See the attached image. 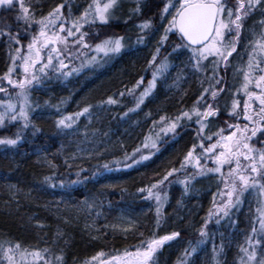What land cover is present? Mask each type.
I'll return each mask as SVG.
<instances>
[{
	"label": "trees",
	"instance_id": "16d2710c",
	"mask_svg": "<svg viewBox=\"0 0 264 264\" xmlns=\"http://www.w3.org/2000/svg\"><path fill=\"white\" fill-rule=\"evenodd\" d=\"M61 2L31 0L29 6L38 19ZM158 2L162 0H145L139 14L130 12L127 4H121L108 25L95 26L113 31L115 37L130 34V41L124 44L118 60L110 62L103 73L95 74L94 68L83 70L66 79L44 81L37 89L40 93L32 91V97L33 94L45 96L42 102L53 107L56 113L51 116L44 111L33 112L31 119L41 131L33 137L30 128L15 147H0V245L8 247V242L19 243L22 249L40 251L46 259L51 257L53 264H93L91 258L97 253L103 252L101 259L110 260L113 256H124L125 250L135 251L142 240L176 231L180 235L157 251L155 264H181V261L185 264H238L235 252L237 247L244 246L253 226L252 209L244 204L235 223L229 226L220 228L211 223L209 213L214 206L213 198L222 182L209 187L213 176L208 174L197 176L190 183H181L189 178L186 171L189 166L180 168L184 156L193 144L196 145L194 155L201 152L196 120L182 118L171 135L164 136L160 128L176 120L182 112H190L204 86L202 65L197 71L190 61L184 64L185 51L168 54L169 46H175L176 37L172 34L170 45L163 48L160 42L155 43L160 33L153 39L155 34L143 33V44L137 42L139 35L134 26L142 22L141 17H151L155 25L162 23ZM147 7L150 11L143 15ZM17 14L16 8L0 9V28L10 25L14 34L19 29L23 46L28 44L35 24L31 31H21V26H26L16 21ZM6 42V37H0V77L6 65L3 51ZM159 46L157 60L161 58L162 63L169 60L176 66L159 75L153 90L137 108L134 100L138 99L135 95L138 88H135L144 81L139 86L136 82L151 76L154 64L149 65L148 61ZM223 74L227 81V72ZM221 87H225L223 81ZM228 96L226 87L219 93L220 106L230 104L232 99L227 102ZM109 97L116 103L107 104ZM89 105V111L77 118L76 114ZM66 116L73 118L72 127L57 129L56 121ZM224 116L226 112L219 111V119ZM18 127L17 123H6L0 128V138H14ZM146 136L152 137L157 147L151 149L153 155L149 160L132 164L125 156L131 155L137 147L148 154L149 150L143 149ZM118 161H126V165L113 164ZM105 164L108 168L113 166L111 173H107ZM128 164L132 166L127 167ZM173 168L177 171L152 190L154 195L149 197L147 191H139L151 187ZM156 194L161 198L159 204ZM92 199L99 207L91 214L81 205ZM129 205L148 208L141 221L125 235L108 229L105 225L110 223L117 209ZM205 220L208 221L207 236L201 237L199 232ZM201 240L206 241V245L199 247ZM261 241L264 246V238ZM221 246V257L214 261L210 249L217 250ZM192 248L196 251L185 257V250L191 252ZM56 256H61L62 260L57 261Z\"/></svg>",
	"mask_w": 264,
	"mask_h": 264
},
{
	"label": "snow or ice",
	"instance_id": "6c2138e0",
	"mask_svg": "<svg viewBox=\"0 0 264 264\" xmlns=\"http://www.w3.org/2000/svg\"><path fill=\"white\" fill-rule=\"evenodd\" d=\"M17 4L19 5V13L15 19L26 26L24 31L31 30L33 24L37 26V29L27 44L26 52L22 51V47L15 48L16 54L11 56L12 66L0 77V80L6 81L12 89L16 90L14 93H10L8 88L0 85V93H4L6 96V99L0 100V127L6 126V122L19 125L14 138H0V145L8 147H15L20 143L25 130L31 128L33 137L41 131L31 119L32 113L39 107L38 104L34 106L29 99L30 90L34 85H41L44 78L58 79L63 77L66 79L72 73H79L83 68L96 63L101 58H111L119 54L124 47V37L122 36L106 37L93 46L86 39L89 32L84 30L86 26L108 25L119 6V0H90V3L75 19H72L71 9H69L67 16L62 12L65 7L64 4H57L39 19L31 12L30 7L26 6L25 0H0V9H15ZM261 5H264V0H235L234 4H231L229 0H162V7L159 8V19L161 22L167 20V24L163 26L160 44L162 45L169 40L170 33L173 34L176 37L173 51L183 48L191 52L197 71H200L202 61L209 60L211 57L209 62L213 65L212 79H215L218 85L222 81L225 84V87L205 89L197 103L204 100L206 92L210 91L211 97L215 100L219 93L225 91L227 86L225 76L221 75L219 69L223 66L226 71L231 64L229 58L238 51V44L243 40L245 19ZM133 11L136 14L141 13L142 0H136ZM130 18L131 16H129ZM153 23V19L149 18L138 24L137 28L140 32H145L153 27ZM260 23L264 25V20H261ZM95 34L97 37L99 36V29L96 30ZM0 37H6L10 44L19 45L21 43L19 29L14 34L10 25L6 28H0ZM69 38H73L71 41L73 47L78 46L95 53L90 57L86 56L79 67L70 68L69 63L65 62L66 60L70 62L72 59L71 55H67L71 52ZM143 39V36H138L137 42L142 43ZM245 51L247 54L246 66L237 69L243 75L242 83L237 92L242 93L245 99L241 102L234 95L231 109L228 111V116L233 118L235 122L226 121L227 128L221 127L216 132L206 134L207 124L205 121H209L210 117H216L219 109L212 104H208L203 111L194 108L193 113L197 117L196 122L199 125L197 137L201 141L199 145L201 152L194 155L196 145L193 144V147L189 149L180 163L181 169L188 166L195 169L192 176L181 181V183H190L197 176H204L208 173L217 174L218 180L223 183V189H218V191L221 197L226 196L227 199H221L217 203L214 195L215 212L210 211L209 213L210 217H217L216 223L230 216L232 209L243 202L245 193L258 189L259 197L264 198V183H261L264 181V32L258 38L249 41ZM159 52L160 47H157L156 53L148 61L149 65L154 64ZM241 59H243V55H241ZM17 67L22 70V76L13 79L14 70ZM166 67L165 63L156 66L153 79L149 81V87L138 98L137 108L155 86L154 82L157 75L162 73ZM53 73L56 74L55 77L52 76ZM136 83L139 86L142 79ZM132 91L129 89V92ZM106 103L111 105L116 101L109 97ZM241 103L242 110H240ZM90 107V105L84 107L82 112L76 114V117L87 113ZM193 113L182 112L180 116L176 117V120L162 128L161 131L165 135L169 132L175 133L179 126L178 121L182 118L191 120ZM163 119L162 117L161 120ZM73 123V118L66 116L56 121V127L63 130L71 128ZM204 140L209 143L205 145ZM256 145H260V147ZM156 147V141L152 137L146 136L143 149L149 150L148 154L137 147L131 155L126 154L125 159L131 160L132 164H140L151 158L153 155L151 149ZM137 154H139L138 158ZM209 161L214 165L213 167L206 166ZM132 164H128L127 167H131ZM225 166H227L226 172L223 170ZM104 167L108 168V165L105 164ZM176 171L175 168L169 170L162 179L153 183L151 187L141 188L139 191H147L151 197L154 195L152 190L163 184ZM45 179L48 180L49 178L46 177ZM76 182L73 181V183ZM155 198L159 204L160 196L156 194ZM258 212L259 229L253 222L251 235L246 236L247 246H239V264H264V260L257 259L256 250L257 246L262 243L257 233L264 235V200L260 201ZM159 214L160 208L158 207L157 216ZM207 223L208 221L205 220V225L200 229L199 235L201 237L207 236L205 231ZM157 224H159V220ZM179 235V232L174 231L159 238L153 236L149 240H142L134 252L125 250L124 256H113L110 260L101 259L104 257V253L100 252L91 260H99L100 264H113V262L116 264H155L157 251L166 242L176 239ZM199 243H204V240L199 241ZM8 244V247L0 245V256L7 261V264H28L27 257H31L36 262L43 260L44 264H50L40 251L29 252L22 249L19 243L12 245L11 242H8ZM222 248L223 246H221V250ZM213 250L215 252V247ZM195 251V248H192L191 252L185 250V257L192 255ZM55 259L61 261L62 257L56 256ZM181 264H185V261H181Z\"/></svg>",
	"mask_w": 264,
	"mask_h": 264
},
{
	"label": "rangeland",
	"instance_id": "374dc122",
	"mask_svg": "<svg viewBox=\"0 0 264 264\" xmlns=\"http://www.w3.org/2000/svg\"><path fill=\"white\" fill-rule=\"evenodd\" d=\"M30 1L31 0H25L26 6L30 5ZM144 2H145V0H142V5L144 4ZM229 2L231 4H234L235 0H229ZM88 3H90L89 0H62L61 4L65 5V7L62 9V12L65 14V16H67L69 9H71L72 19H75L76 17H78L81 14V12L87 6ZM124 3L127 4L131 8L129 10L130 12L135 9L136 0H119V6L121 4H124ZM158 4H159V6L162 7V2H158ZM16 11L19 13V5L18 4L16 6ZM115 11H116L115 13L117 14V9ZM148 11H150V8L149 7L145 8L143 15L146 14V12H148ZM113 17H115V14H114ZM149 18H151V17H141V20L143 22L144 20H147ZM261 20H264V5H261L260 7L255 9L249 15V17H247L245 19L244 26H243V40L238 44V51L236 53H233V57L229 58L230 61L231 60L232 61H231V64L229 65V67L227 68L226 71L223 68V66H221V68L219 69L221 75H225L223 73L227 72V81L226 82H227L228 86H226V87H227V90H228V95H230V96L227 97V102L229 101V99H233L234 95H235V98H237L241 102L243 101V99H245V97L243 96L242 93L237 92V89L240 87V85L242 83V79H243L242 72L237 71V69L246 66V62H247V54H246V51H245L246 45L249 43V41H252V40L258 38L259 35L262 32H264V25H261V23H260ZM137 21L138 20H136V22ZM138 24H140V23H138ZM166 24H167V20L163 21L162 23H157L156 25L154 24L152 28H150L149 30H146L145 32H140V30L136 26H134V27H135V30L137 31L139 36H143L144 35L143 33H150V34H148V36L151 35V34H155L153 37H151V39H153L159 33H160L159 36H161L163 34V26L166 25ZM157 25L161 26V27L158 28V27H156ZM96 26H98V25H96ZM21 28H22L21 31H23L24 27L21 26ZM36 29H37V26L35 25V27H33V30L35 31ZM84 30L89 32V36L86 37V39L93 46L96 43H99L101 39H104L106 37H115L114 35L116 34L113 31H106V30L103 31V30L99 29V36L97 37L96 34H95L96 30H97V27H95V26L94 27L86 26V28ZM34 31H33V33H34ZM33 33H31L29 35V37L27 39L28 42L31 40V37H32ZM170 34H169V36H170ZM62 35H65V34L62 33ZM72 39L73 38H69V48L71 49V52L67 54V55H71L72 59H71L70 62L68 60H66L65 62L69 63V65H74L75 67H79L81 61L84 60L86 58V56L90 57V54L92 56L95 53L91 52L88 49H81L78 46L73 47V45L71 43ZM170 40L171 39H169L168 41H165L162 45L160 44V46L162 48L166 44H168V46H169L170 44L168 42ZM129 41H130V34H127L124 37L123 44L126 45V43H128ZM159 42H160V37L156 40V42H155L156 45L159 44ZM140 44H143V43H140ZM134 46H135V44H134ZM0 47H1V45H0ZM16 47H22V51L23 52L27 51V44L22 46L21 43L18 45V44H15V43L10 44L9 42H6L5 47H3L4 50L1 48L5 52L4 56L6 57L5 60H4V62H5L4 64H6V65L3 68L4 69V74L8 71V68L10 66H12L11 56L16 54L15 53V48ZM174 47L175 46L173 44L169 46V53L168 54H173V53H175L177 51H179V52H184L185 51V55H183L184 56V59H183L184 60V64H187V62L190 61V63H193V65L195 66V62L192 59V53L191 52H189L187 49H183V48L178 49L177 51H173ZM162 48H161V50H162ZM123 50H124V48H122L121 52ZM241 55H243V59H241ZM117 57H118V54L112 56L111 58H101L96 63H93L90 66L83 68L81 71H83V70L87 71V70H91V69L94 68L93 70H95L94 71L95 74H99V73L101 74V73H103V69L106 66H108V64H110V62L118 60ZM160 57H163V54ZM211 59L212 58L210 57L209 60L202 61V63H201V65H202V72L201 73L203 74L202 83H203V86H204L203 87V92L205 91V89H210L211 90L213 87L219 88V87L222 86V82L218 85V84H216V80L212 79V75H213L212 68H213V65L209 62ZM161 61H162L161 58H159L157 61H155L154 65L152 66L151 71H150L151 76H149L148 79H145V80L142 79V81H144V82L139 87L135 88L136 90L138 88V91H136V93H135V95L138 96V98L140 97V94L142 92H144V90L149 87V81H152V79H153V72L155 71L157 65L162 64ZM163 63H165L167 65V67H166V69L164 71H166V70L169 71V70H171L172 68H174L176 66L175 64H171V61H169V60L167 62L165 60ZM164 71H162V73ZM73 74H77V73H72V75H70V76H74ZM160 74L161 73H159L157 75V78H159ZM55 75L56 74H54V73L52 74L53 77H55ZM20 76H22V70L19 67H17L14 70V74H13L12 78L13 79H18V78H20ZM157 78H156L155 81H157ZM49 80H50L49 78H44L43 82L44 81H49ZM42 84H45V83H42ZM154 84H155V82H154ZM0 85L8 88L10 93H14L16 91L15 89H12L11 86L8 85L6 81L0 80ZM40 86L41 85H38V86L34 85L31 88L30 97H29L30 102H32V104L34 106L36 104L39 105V107L36 110L37 113H39V112L42 113L44 111V112H46L47 115L53 116V115H55L54 113H56V110L53 107L48 106L46 102H42L43 101L42 99H44L45 96H43L41 94H33V97H32V95H31L33 93L32 91H34L36 93H40L39 90H37ZM153 88H152V90H153ZM229 92H230V94H229ZM231 95H232V98H231ZM34 97H35V99H33ZM218 98H219V94L216 97V99L213 100V98L211 97V92L210 91L206 92L205 96H204V100H202L200 103L196 102L194 107H193V109L197 108V109L203 111L208 106V104H212L215 108L219 109V111L224 110V112H226V117L224 116L223 118L219 119V111H218L216 117H214V118L210 117L209 118L210 122L209 121H205V123L207 124V127L205 128V133L206 134H211L213 132H216L221 127L227 128L226 121L227 122H235L233 120V118L228 116V111L231 109L232 100H231L230 104H228L227 106L225 105V107L224 106L222 107V105L220 106V103L218 102ZM4 99H6L5 94L4 93H0V100H4ZM137 101H138V99L134 100V102H137ZM39 102H42V103L39 104ZM193 109L189 113H193ZM240 110H242V103H241V109ZM187 120H189V119H187ZM191 120H196L197 121V117L195 116L194 113L192 114ZM241 123H244V122L241 121ZM178 124H180V123H178ZM160 128H164V127H160ZM198 128H199V125L195 129L198 131ZM171 133L172 132H169L167 135H171ZM162 134L164 136H166L163 132H162ZM214 139H215V137H214ZM203 142L206 145L209 143L207 140H204ZM199 143H201V141H199ZM256 146L260 147V145H256ZM0 147L4 148L6 146L0 145ZM145 150H147V149H145ZM143 152H144V150H143ZM125 163H126V161H123V162L118 161V162H115L113 164H116V166H122V164L126 165ZM206 166L207 167H213L214 165H212L211 161H209ZM110 169H114L113 166H110V168H108V172L107 173H111ZM223 170L226 172L227 171V166H225V168ZM186 171L188 172L189 177H191L192 176L191 174L194 173L195 169H193L191 166H189ZM208 174L213 176L212 182H209L208 186L210 187L213 184L216 187V185L219 183L217 174H213V173H208ZM208 174H206V175H208ZM261 183H264V181H261ZM223 187L224 186H223V183H222L220 185L219 189H223ZM258 191L259 190L257 189L256 191H250L249 193H245V195L243 197V202L238 207L233 208L231 213H230V216L221 219L219 223H216V219H217L216 216H211L210 217L211 223H216L215 226L216 227H220V228L231 225L233 223V221L237 219V215L241 211L242 206L244 204H246L248 207H250L252 209V211H251L252 223L255 222V226L257 227V229H259V223H258L259 212H258V208L260 207V201L264 200V198H260L259 197ZM9 196L13 197V195L12 196L9 195ZM221 199L226 200L227 197L226 196L221 197L219 195V191L217 189L216 190L217 203ZM81 206H82L83 210H85L88 213L90 212L91 214H92V210L94 212L95 209L96 208L98 209V207H99V206H97V202L94 199H92L90 201L83 202ZM215 207H216V205H214L212 207V212H215ZM107 209L111 210V209H109V207ZM147 209L148 208H146V207L137 208V207H132L130 205L125 207L124 209L123 208H121L120 210L117 209V212L114 213V217L110 220V223L106 224L105 226L108 227V229H110L112 231H116L118 233H121L122 235H125V234L131 232L133 230V228L135 227V225H137L141 221V217L143 216V213L145 214ZM69 210L71 211L72 209H69ZM125 229H127V231H125ZM229 232H231V231L229 230ZM248 235H251V230H250ZM257 236L261 240H262V238H264V235H261L259 233H257ZM205 245H206V241H204V243H199V247H202V246H205ZM244 246H247V242L246 241H245ZM213 249L212 248L210 249L211 253H212V258L214 259V261H217L221 257V255H220L221 254V247H219L217 250H215V252H214ZM256 250H257V259L258 260H264V246L262 245V243H261V245L257 246ZM132 252H134V251H132ZM235 253H236L237 263L239 264V255H240L239 247H237V250H236ZM47 259L50 262V264H53V261H52L51 257H48ZM27 260H28V264H44L43 260H40V261L36 262V261H33V259L31 257H27ZM0 264H7V261L4 260L2 258V256H0ZM93 264H100V261L99 260L98 261H94ZM113 264H116V262H113Z\"/></svg>",
	"mask_w": 264,
	"mask_h": 264
},
{
	"label": "bare ground",
	"instance_id": "6f19581e",
	"mask_svg": "<svg viewBox=\"0 0 264 264\" xmlns=\"http://www.w3.org/2000/svg\"><path fill=\"white\" fill-rule=\"evenodd\" d=\"M41 114V112H39Z\"/></svg>",
	"mask_w": 264,
	"mask_h": 264
}]
</instances>
